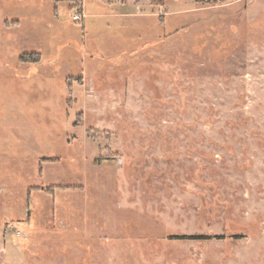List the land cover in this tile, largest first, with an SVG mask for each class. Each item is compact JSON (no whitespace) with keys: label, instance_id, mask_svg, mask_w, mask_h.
Listing matches in <instances>:
<instances>
[{"label":"rangeland","instance_id":"1","mask_svg":"<svg viewBox=\"0 0 264 264\" xmlns=\"http://www.w3.org/2000/svg\"><path fill=\"white\" fill-rule=\"evenodd\" d=\"M0 264H264V0H0Z\"/></svg>","mask_w":264,"mask_h":264},{"label":"trees","instance_id":"2","mask_svg":"<svg viewBox=\"0 0 264 264\" xmlns=\"http://www.w3.org/2000/svg\"><path fill=\"white\" fill-rule=\"evenodd\" d=\"M22 61L28 62V61H39L40 60V54L39 53H25L21 56ZM195 238V237H194Z\"/></svg>","mask_w":264,"mask_h":264}]
</instances>
